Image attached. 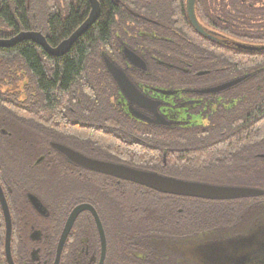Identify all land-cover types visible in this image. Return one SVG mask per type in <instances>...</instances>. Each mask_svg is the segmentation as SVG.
Wrapping results in <instances>:
<instances>
[{"label": "trees", "instance_id": "trees-1", "mask_svg": "<svg viewBox=\"0 0 264 264\" xmlns=\"http://www.w3.org/2000/svg\"><path fill=\"white\" fill-rule=\"evenodd\" d=\"M97 1L98 20L65 56L50 57L28 41L0 48V180L12 219V254L27 259L34 245L31 231L42 230L45 264H51L67 215L82 203L95 209L103 226L104 264H170L169 254L177 251L170 249L172 242L178 247L180 242L244 233L264 219V0H195V18L211 38L192 26L187 0ZM89 11L88 0H0V39L38 31L55 47L84 22ZM135 35L138 55L166 64V70L156 74L166 83L172 79L174 87L205 89L230 84L218 91V97L210 96L213 106L205 130L121 128L161 144L149 147L135 146L104 128L115 115L101 88L103 55L114 54L116 37L132 45L129 37ZM74 112L100 127L72 122ZM57 137L162 176L248 187L261 194L206 200L117 183L67 163L50 147L51 139ZM197 140L205 141V146L179 145ZM203 152L211 157L208 163L186 164L188 155ZM233 173L240 175L230 176ZM38 178L43 183L30 184ZM62 183L64 187L50 186ZM64 192L66 196L59 199L57 195ZM30 194L39 202V195H45L47 203H41L48 210L46 217L34 211ZM98 257L95 224L85 212L68 236L60 264H97Z\"/></svg>", "mask_w": 264, "mask_h": 264}, {"label": "flooded vegetation", "instance_id": "flooded-vegetation-1", "mask_svg": "<svg viewBox=\"0 0 264 264\" xmlns=\"http://www.w3.org/2000/svg\"><path fill=\"white\" fill-rule=\"evenodd\" d=\"M116 40L118 46L115 48V52H114L115 55L112 54V52L107 51V53L103 55V59H102L104 77L102 79L103 82L101 83V88L105 93V97L107 99V104H108L107 106L111 108L112 113L115 115V119L113 118L114 120L112 119L107 120L109 122V125L104 126V128L107 129L116 128L118 130L119 129L122 130L121 128H133L135 129V131L136 128H147L150 130L164 129L170 131L172 129H178V128L186 129V128L208 127L209 117L206 116L208 113H211L209 111L210 108L213 106V101L211 100L210 96H214L216 98L219 96L220 92L204 93V90H209L213 88L205 89V88H191V87H174L172 79L171 81H169V83H166V79L157 76L158 75L157 72L158 73L164 72V70H166L165 63L158 62L155 60L146 61L140 55H138V53L136 52V35L133 37H129V41H131L132 45L126 42L125 38L116 37ZM167 67L171 68L172 66L169 65ZM70 143H74V142L67 141L60 137L59 138L57 137L55 139H51L50 147L53 150H55L52 147V144H59L67 148H70L71 150L77 153H80L79 151L73 149V147L69 146ZM55 151L59 155H61L66 160L67 163L77 167L73 163L69 162L57 150ZM80 154L91 159L113 163V164L124 165L144 172H150L147 170H141L134 166L119 162L118 160H116L115 158L109 155H107V157L109 156L108 158L111 159L112 161H105L99 157L89 156V153L88 154L80 153ZM41 160H38L37 163H40ZM102 176L110 177L116 180L117 183L119 182L130 183L110 175L102 174ZM3 184H4L3 180L2 181L0 180V186L4 192ZM33 209L34 211H36L34 207ZM43 217H46V213ZM11 223H12V219H11ZM252 229L253 226L248 227L247 230L244 231V233H240L236 237L239 238L244 235V238L247 241L248 239L247 235H249V232ZM228 239L230 238L223 237V238H216L215 240L228 241ZM30 240L34 245L33 248H31V252H28L27 259H24L16 252H14V254H12L11 252L14 264H45L46 263L45 254L43 253V250L45 249L44 246L45 238L43 237V234L40 232V230H38V232L31 235ZM211 241H214V239H212ZM171 244L172 245L170 246V249L172 251L174 250L176 251V246L173 245V242ZM56 245L57 242L55 244V249H56ZM106 252H107V248H106ZM185 254L186 253L180 256V253H177V251L174 253L171 252L169 254L170 264H210L209 263L210 261L212 262L211 264H224V262H222L224 261V258L222 257L220 258V256H218L217 259L211 258V260L205 257L201 259H199L198 257L197 258L194 257L193 259H190ZM3 261L1 260L0 257V264H7L5 260L4 252H3ZM248 261H249L248 255L247 256L245 255L239 261V264H247ZM225 262H228L229 264L232 263V261L229 260L228 258L227 260H225Z\"/></svg>", "mask_w": 264, "mask_h": 264}, {"label": "water", "instance_id": "water-1", "mask_svg": "<svg viewBox=\"0 0 264 264\" xmlns=\"http://www.w3.org/2000/svg\"><path fill=\"white\" fill-rule=\"evenodd\" d=\"M194 1L187 0V13L189 20L194 29L200 34L210 37L211 33L206 32L198 24L194 14ZM90 11L84 22L66 39L61 41L57 46L52 47L47 42L45 36L38 31H21L8 39H0V48H12L19 43L28 41L41 48V50L48 56L53 58H60L65 56L72 48V46L80 39L98 20L100 14V4L97 0H88ZM230 84H224L222 86L204 90L206 92L216 93L224 88L229 87ZM52 147L61 153L69 162L73 163L77 167L110 175L124 181L134 183L136 185L145 187L147 189L156 191L161 194H168L181 197H191L206 200H231L238 198L254 197L261 194L257 189L248 187H230V186H217L199 182H191L175 179L172 177H166L152 172H144L137 169H133L124 165L108 163L91 159L77 153L70 148L63 145L52 144ZM29 201L35 210L42 216L45 215V211L41 207L40 203L34 197H29ZM0 210L4 223V242L3 252L7 264H14L11 255V234L12 223L11 215L8 208V204L4 195V192L0 186ZM89 213L95 224V228L99 240V257L97 264H103L106 257V237L95 209L87 203L76 205L67 215L63 224L62 230L57 240L55 249V255L52 264H60L61 254L63 247L68 239V236L76 222L77 218L82 213Z\"/></svg>", "mask_w": 264, "mask_h": 264}, {"label": "rangeland", "instance_id": "rangeland-1", "mask_svg": "<svg viewBox=\"0 0 264 264\" xmlns=\"http://www.w3.org/2000/svg\"><path fill=\"white\" fill-rule=\"evenodd\" d=\"M37 26L38 27H36V28H39V26H40L39 23H37ZM72 122H77V123L84 124V125H89L90 123H92L93 125L100 127L99 123L92 122L87 117H85L83 114H80L79 112L75 113V117H74V120ZM108 129H110V130L115 129L114 130L115 132H117L121 137H123V138L125 137L126 139L130 140L132 142V144L135 146L147 145L149 147L150 146L155 147V146L160 145V147H161V144H157L154 141H150L149 139H141L139 137H135V136L131 135L126 130H120V129L118 130L116 128H108ZM205 129L204 128H186V129H183V128L179 129L178 128V129H172L170 131L164 130V129H154V130H159V131H163V132L177 131L180 133H182V132H189V133L191 132L192 133V132H196V131L200 132V131H203ZM203 140H197L194 142V144H191L189 142H188L189 144L186 142H180L179 145H181V147H183V148H184V146H186V144L188 146H192L193 148H202L206 144V142ZM175 145L176 144H173V146H175ZM69 146L73 147V149L79 151L80 153H84V154L89 153V156L99 157L105 161H112L111 159L108 158L109 156L107 157L106 154L95 151L93 148L87 147L84 144L70 143ZM176 146H178V145H176ZM89 149H91V150H89ZM191 152H193V151H191ZM197 155L198 154L188 155L187 159H186L187 160L186 164L188 166L195 167L198 165L199 162L208 163L210 161L211 157L210 156L208 157L206 154H204V152H203L202 156H201V154L199 155V156H201L200 158ZM238 175H240V174L239 173H237V174L233 173L230 176H238ZM38 176H40V179H41L40 173L38 174ZM33 177H36V176L33 175ZM26 181H28V180H26ZM26 181H24V184L28 183ZM30 181H31L30 184H34V182H39V181H42V183H43V180H39V178H38V180L33 179V181L32 180H30ZM237 182H239V181L237 180ZM21 183H23V180L21 181ZM71 185L74 186L73 184H71ZM50 186H52V189L54 187L58 188V186L64 187L65 183L64 184L62 183L60 185H52L51 184ZM51 192L48 191V193L52 194ZM30 193H32L34 195L37 194V192H34V191H31ZM53 193H54V191H53ZM32 194H30L29 196L34 197ZM58 196L60 197L59 199H62L63 196H66V193L64 192V194H59V195H57V197ZM39 198H40V200H42L41 202L44 203V201H45L47 203V201L45 200L46 197L44 194L39 195ZM37 201L39 202V200H37ZM41 202H39V203H40L41 207L43 208V210L45 211L46 216H47L48 211L46 208H44V206ZM58 202H60V201H58ZM46 203H44V204H46ZM68 204H70V203H68ZM68 204H66V206ZM73 204L74 203H72L71 206ZM218 206H221V204H218ZM214 208L219 209L218 207H214ZM0 214H1V210H0ZM2 221H3V218H2ZM3 225H4V223H3ZM36 232H38L37 229L31 231L30 236ZM40 232L43 234L42 230H40ZM247 236H248L247 241L245 240L244 235H243L242 237H239V238H237V237L230 238V239H228V241H226V240H223V241L222 240L221 241L201 240L199 242L196 241L193 243L180 242L179 244H177L178 247H176V249L180 253V256L184 255V253H186L185 255L190 259H193L194 257H196V258L198 257L199 259L205 257V258H209L211 260V258L217 259V257L220 256V258L221 257L224 258V261H222V262H224V264H229L228 262H225V260H227V258L232 261L231 264H239V261L243 258V256L248 255L249 261L247 264H262V263H264V219L256 222L253 226V229L249 232V235H247ZM2 242H4V226H3ZM202 247H203V249H202ZM11 248H12V246H11ZM210 260H208V261H210ZM209 263L211 264L212 262L210 261Z\"/></svg>", "mask_w": 264, "mask_h": 264}]
</instances>
